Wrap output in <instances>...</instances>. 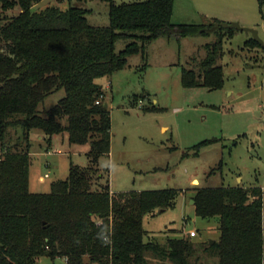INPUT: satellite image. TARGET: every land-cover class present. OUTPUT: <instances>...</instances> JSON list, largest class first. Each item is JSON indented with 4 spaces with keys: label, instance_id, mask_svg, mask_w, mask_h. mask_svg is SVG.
<instances>
[{
    "label": "trees",
    "instance_id": "16d2710c",
    "mask_svg": "<svg viewBox=\"0 0 264 264\" xmlns=\"http://www.w3.org/2000/svg\"><path fill=\"white\" fill-rule=\"evenodd\" d=\"M39 1L0 0L2 13L17 10L0 17V264H37L40 257L65 264H263L264 189L195 191V215L217 220L219 237L212 245L190 236L164 244L144 241L143 218L174 208L176 190L115 196L108 187L93 189L99 174L94 165L109 155L111 129L96 81L123 69L130 55L143 53L157 38L203 35L215 24L172 23L174 0H102L108 3L109 25L95 27L86 10L49 4L34 11ZM118 41L128 42L120 52ZM245 47L262 49L253 39ZM206 49L198 72L182 71L184 88H222L223 73L216 66L221 43ZM60 89L64 97L41 114L40 104ZM33 129L48 139L66 132L71 144L88 145L90 164L71 167L49 193L31 192Z\"/></svg>",
    "mask_w": 264,
    "mask_h": 264
},
{
    "label": "rangeland",
    "instance_id": "374dc122",
    "mask_svg": "<svg viewBox=\"0 0 264 264\" xmlns=\"http://www.w3.org/2000/svg\"><path fill=\"white\" fill-rule=\"evenodd\" d=\"M143 1L113 0L115 4ZM49 4L88 11L91 26L109 25L105 1L40 0L34 11ZM15 14L17 10H0V17ZM171 21L204 26L239 23L257 30L264 42V0H174ZM250 39L242 31L225 28L193 37L157 38L143 53L130 55L123 69L96 81L110 111L111 129L109 155L100 156L94 165L99 174L93 189L108 187L115 196L178 192L174 208L143 218L145 242L164 244L168 238L189 237L191 231L196 233L193 241H215L217 220L195 215L191 203L195 191L264 189V52L245 47ZM127 43L118 41L116 51ZM216 43H221L216 66L223 73L222 88H184L182 71L198 72L199 62L207 56L206 45ZM63 97V89L52 93L38 111L51 110ZM150 107L154 110L146 111ZM62 124L66 125L65 119ZM205 142L209 143L194 155ZM88 152V145L71 144L66 132L48 139L40 130H31V192L49 193L53 183L68 178L71 167L86 168ZM37 264L65 263L40 257Z\"/></svg>",
    "mask_w": 264,
    "mask_h": 264
},
{
    "label": "water",
    "instance_id": "95a60500",
    "mask_svg": "<svg viewBox=\"0 0 264 264\" xmlns=\"http://www.w3.org/2000/svg\"><path fill=\"white\" fill-rule=\"evenodd\" d=\"M225 28V29H234L238 31L244 32L245 35H251L252 39L258 43L261 48L264 50V42L259 38L258 32L255 29L241 27L239 23H231V24H215L213 27L209 29H205V32L212 33L217 29ZM264 68V65L262 66ZM104 108H108L107 104L104 103ZM193 204V201L191 202ZM214 241H209V244L212 245Z\"/></svg>",
    "mask_w": 264,
    "mask_h": 264
},
{
    "label": "built area",
    "instance_id": "2783aa9c",
    "mask_svg": "<svg viewBox=\"0 0 264 264\" xmlns=\"http://www.w3.org/2000/svg\"><path fill=\"white\" fill-rule=\"evenodd\" d=\"M97 104H98V102H97ZM189 236L193 238L196 236V233L194 231H191V232H189Z\"/></svg>",
    "mask_w": 264,
    "mask_h": 264
},
{
    "label": "crops",
    "instance_id": "0c3cea01",
    "mask_svg": "<svg viewBox=\"0 0 264 264\" xmlns=\"http://www.w3.org/2000/svg\"><path fill=\"white\" fill-rule=\"evenodd\" d=\"M194 182H198L197 180H192V182L191 183H194ZM31 191V190H30ZM111 193V192H110ZM217 227H218V225H217ZM194 238V237H193ZM64 263H66L65 262V260H64Z\"/></svg>",
    "mask_w": 264,
    "mask_h": 264
}]
</instances>
